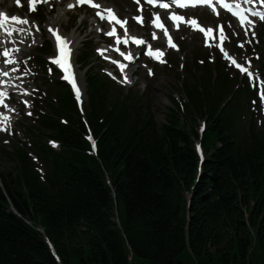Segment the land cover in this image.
Returning a JSON list of instances; mask_svg holds the SVG:
<instances>
[{"label":"trees","instance_id":"16d2710c","mask_svg":"<svg viewBox=\"0 0 264 264\" xmlns=\"http://www.w3.org/2000/svg\"><path fill=\"white\" fill-rule=\"evenodd\" d=\"M208 68L195 66L202 91L186 88L183 119L169 108L157 125L140 117L143 107L132 115L133 101L99 107L98 159L73 144L71 158L53 166L55 186L42 184L16 154L0 192V264H57L37 225L62 264H264V134L248 140L234 131L228 103L218 111L231 82L218 67L210 82ZM241 96L238 86L233 98ZM198 114L208 123L195 182ZM8 198L21 217L7 210Z\"/></svg>","mask_w":264,"mask_h":264},{"label":"snow or ice","instance_id":"6c2138e0","mask_svg":"<svg viewBox=\"0 0 264 264\" xmlns=\"http://www.w3.org/2000/svg\"><path fill=\"white\" fill-rule=\"evenodd\" d=\"M40 2L47 3V0H28V3L30 5V10H33V11L36 10L35 5L37 3H40ZM146 2L148 4H152V5L159 4V6L162 8L169 7V5L166 2H164V0H146ZM17 3H19V0H17ZM84 3L89 4V6L95 7L97 9L96 15L99 16L101 19H106L110 24H112L113 21L115 22V24L112 26L111 30L107 31L105 34L109 35V36H113L115 38V42L117 45L115 47V51L118 52L120 56L124 57L125 60H127L129 62L132 61L133 60V54L131 52L122 51L121 48L118 47V45H120L121 43L124 45H127L129 43V41H131V42L135 43L136 45L147 44L148 45L147 54L149 56H152L156 60H160V62H162V63L165 62V61L161 60V57L163 56V52L161 51V49L157 47L155 50H153L152 46L150 44H148V42L145 41L142 37H138L134 34H131L129 32L128 26H127L129 18L128 17L121 18L115 12L113 7L101 5L98 2V0H76L75 4L69 3L67 5V7L73 8L78 4H84ZM136 3L139 5L140 0H136ZM172 3L179 6V7H187V6L195 7L197 4L208 5L212 8V10L214 12L216 11V7H215V4L213 3V0H172ZM218 3L223 8L228 9L229 11H232V5L229 4L227 2V0H218ZM237 7H239V5H237ZM0 15H4L5 20L10 19L12 22H15L17 24L28 23L26 18H21V17L16 16V15H12L10 17L6 16L3 13H0ZM233 15H235L239 18L241 24H243L247 21V16H245L241 12H238V11L233 12ZM253 15L258 16L260 19H264V12L253 13ZM153 16H155V19L151 20L150 23L155 25V27H157L163 31L164 36L168 37V44L170 46H172L174 48L178 47V45L173 43L171 36L169 35L168 29L171 26L166 27L165 26L166 22H163L160 20L158 13H153ZM169 18L174 22V26H176V27H179L180 23H185V24L191 25L194 29H199L201 32L204 33L205 37H209V36L213 35L214 29L212 27L203 26L201 23H199L197 21V19L195 17H191L188 20H185L184 16L173 12V13L169 14ZM132 19H135L136 21L141 22V23L143 22L141 15L134 16V17H132ZM115 25H120V27L123 29L122 35L117 33ZM0 29H4V20H0ZM5 30L8 31L9 35H11L12 32L23 31V29H17V28H11V29H5ZM98 30H102V29H98ZM221 33H223L222 26H221ZM54 34L56 35L57 47H58L59 52H60V55L55 58L54 62L59 64V66L66 73L64 78L69 80V82L72 83V86L74 89H77V85H76L75 80H74V73L72 71V64L70 63V55H71L72 49L69 47V44L71 43V41H69L65 37H61L58 34V30H55ZM253 35H255V33H253ZM155 38H156V33H153V39H155ZM221 38L226 39L227 37L222 35ZM109 47H113V45H110ZM15 51L18 52L19 48L18 47L15 48ZM97 51L100 52L101 54H103L106 51V49H97ZM0 55H3L4 57L8 58V59L4 60V63H6V64L17 63V61L15 60V57L11 56L10 51L7 48H4L2 50V52H0ZM105 58L111 59L110 57H105ZM228 59H230L233 64H236V66L238 68H241V71H245V69L239 63H237V61L233 57L229 56ZM112 62L119 66L121 73L124 75V82H130L127 73H124V68L127 67V65L121 63L120 60H113ZM148 71H149V74H152V70L150 68L148 69ZM2 74L4 76H7L8 72L3 71ZM109 74L111 75V73H109ZM249 75L251 76L252 74L249 73ZM26 92H27V90H25V93ZM6 95H7L6 92L0 91V97L6 96ZM261 97H262V99H264V92H261ZM77 98H79L78 89H77ZM3 103H4L3 100H0V104H3ZM24 103L27 104L28 101H25ZM4 107L9 108V111H12V112L15 111L14 108H11L10 106H8L6 104L4 105ZM5 116H6L5 113H0V117H5ZM6 119L9 123V126H10V117H6ZM2 128H3V125L0 124V129H2ZM89 139H91V137H89Z\"/></svg>","mask_w":264,"mask_h":264},{"label":"rangeland","instance_id":"374dc122","mask_svg":"<svg viewBox=\"0 0 264 264\" xmlns=\"http://www.w3.org/2000/svg\"><path fill=\"white\" fill-rule=\"evenodd\" d=\"M78 22L79 20H76V24ZM182 45L186 52V55L184 57L185 68L182 71L178 68H159L158 73L155 75L154 78L149 79L147 77H144L141 80V84L145 85V88L141 90L146 95L145 99L151 105L152 111L154 112L155 120L158 124L163 121L167 107L171 106L170 99L173 98V96L185 97L182 90H180L181 86L177 82V79L185 77L187 76V74H189V72L186 70V67L191 63H197L196 59L199 55V51L201 50L195 38H193L192 41H183ZM82 49L83 47L80 48V51ZM225 69L227 71H232V68L229 65H227ZM194 75L199 76L200 74L198 73ZM189 78L190 76L185 80ZM10 167V163L6 159L2 158V156L0 155V168L9 169Z\"/></svg>","mask_w":264,"mask_h":264},{"label":"bare ground","instance_id":"6f19581e","mask_svg":"<svg viewBox=\"0 0 264 264\" xmlns=\"http://www.w3.org/2000/svg\"><path fill=\"white\" fill-rule=\"evenodd\" d=\"M48 2V1H47ZM42 3V2H41ZM44 3V2H43ZM253 4H251V7H249V8H247L248 9V11L249 10H251V11H254V12H264V11H260L259 9L260 8H264V4H256V5H254V6H252ZM114 6H115V8L118 10V7H119V4H118V2H116V3H114ZM157 6H158V4H157ZM5 9H8L7 7H5ZM189 10H191L190 8L188 9H185L184 11H189ZM8 17H10L11 15H7ZM10 23H12V21L10 20ZM139 56V55H138ZM196 179V181H197V179H198V177H196L195 178ZM185 193H188V190L185 192ZM7 203V202H6ZM7 206L9 207V205H8V203H7ZM114 220H115V222H116V224H118L119 225V220H118V218H117V216L114 218ZM129 254H133L132 252H131V250L128 252ZM127 253V254H128ZM58 255V254H57ZM134 256H136L135 254H133Z\"/></svg>","mask_w":264,"mask_h":264}]
</instances>
